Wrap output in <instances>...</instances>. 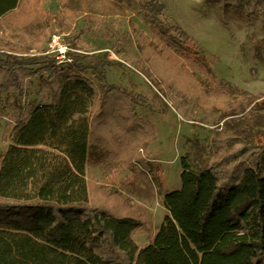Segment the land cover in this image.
Wrapping results in <instances>:
<instances>
[{"label":"trees","instance_id":"1","mask_svg":"<svg viewBox=\"0 0 264 264\" xmlns=\"http://www.w3.org/2000/svg\"><path fill=\"white\" fill-rule=\"evenodd\" d=\"M48 1L0 0V21L20 10L12 30L28 29L32 3H39L42 19L52 16L44 9ZM124 1L58 0L62 24L69 28L81 14L121 15ZM163 9L158 0L144 3L150 37L139 30L135 35L141 51L144 44L150 50L151 71L160 76L151 59L163 52L187 72L179 84L164 81L170 88L200 90L206 104L213 94L238 93L215 80L198 43L166 21ZM79 53L63 66L37 68L35 56L0 51V110H9L11 120L5 122L9 144L0 152V264H264V139L247 137L239 124L233 128L232 115L246 106L237 104L240 110L227 114L205 144L195 142L196 168L182 156L181 185L164 194L166 212L152 231L149 216L117 189L91 196L87 168L103 167L123 187L122 161L134 171L140 145L132 133L141 120L135 105L142 98L106 82L103 65L111 62L103 58L95 64L100 81L87 78L76 62ZM38 70L46 96L33 104L22 89ZM138 233L147 236L142 245Z\"/></svg>","mask_w":264,"mask_h":264},{"label":"rangeland","instance_id":"2","mask_svg":"<svg viewBox=\"0 0 264 264\" xmlns=\"http://www.w3.org/2000/svg\"><path fill=\"white\" fill-rule=\"evenodd\" d=\"M149 1L125 0V12L121 15L81 14L69 28L62 24L58 0L45 4L44 9L52 13L45 20L41 18L39 3H32L31 19L26 20L30 28L13 32L11 25L19 23L20 10L11 17V22L0 21V51L35 56L39 62L32 66L37 68L49 62L63 66L71 62L57 63V51L50 45L52 36L57 34L60 43L67 46V54L82 52L76 62L84 66L83 74L87 78L96 83L100 81L95 64L98 58H103L111 62L103 65L108 84L140 94L142 101L135 105V111L141 120L132 133L135 147L140 145L139 157L132 159L134 171L124 161L117 169L126 185L121 186L118 178L112 180L99 166L87 168L86 179L93 197L117 189L135 211L149 216V224L155 231L166 212L164 194L181 185L182 156L190 167L196 168L194 145L205 144L229 117L227 114L240 110L237 104L246 106V115L244 112L232 115L236 117L233 128L239 124L247 137L256 141L264 139V5L254 0H158L164 6L161 16L198 43L202 59L211 68L215 80L239 90L238 93L213 94L209 96L213 101L206 104L207 98L200 90L197 93V89L182 88L180 93L164 83L179 84L181 76L187 75L179 64L170 63L166 53H156L151 59L162 77L151 71L150 50L144 44L141 51L135 37L138 30L150 37V27L141 10ZM40 72L24 79L23 98L33 104L46 96L45 91L40 90ZM194 75L197 82L201 81ZM202 89L207 90L205 86ZM88 110L90 114L94 112L96 104ZM7 111L0 110V152L9 144L5 122L11 120ZM117 120L123 124L121 118ZM135 238L141 245L147 240L142 233L135 234Z\"/></svg>","mask_w":264,"mask_h":264},{"label":"built area","instance_id":"3","mask_svg":"<svg viewBox=\"0 0 264 264\" xmlns=\"http://www.w3.org/2000/svg\"><path fill=\"white\" fill-rule=\"evenodd\" d=\"M50 45L53 47V50L57 51L56 58L57 63L71 62L72 56L67 54V46L60 43V36L53 35L51 38Z\"/></svg>","mask_w":264,"mask_h":264}]
</instances>
